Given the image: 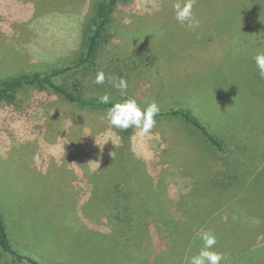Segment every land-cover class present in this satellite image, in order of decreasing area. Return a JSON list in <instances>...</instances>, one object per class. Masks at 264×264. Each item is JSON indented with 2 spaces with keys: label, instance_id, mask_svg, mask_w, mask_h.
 Wrapping results in <instances>:
<instances>
[{
  "label": "rangeland",
  "instance_id": "374dc122",
  "mask_svg": "<svg viewBox=\"0 0 264 264\" xmlns=\"http://www.w3.org/2000/svg\"><path fill=\"white\" fill-rule=\"evenodd\" d=\"M101 1L0 0V80L74 64ZM253 1L196 0L200 27L195 32L175 20L173 0L121 3L95 67L56 77L84 96L109 93L119 101L132 95L143 107L155 101L160 111L189 107L227 142L229 152L213 148L178 117L156 118L150 133L135 129L123 140L121 130L102 119L104 111L78 107L50 91L28 88L15 104L0 103V210L16 248L41 264H124L127 253L145 257L153 248L150 236L138 240L115 231L110 239L121 233L120 245L106 252L102 230L111 225L109 217L113 222L120 201V214L135 209L133 217H147L160 200L154 193L161 190L156 182L162 176L161 199L173 212L175 203L181 208L173 218L194 222L183 234L201 233L195 221L204 219L203 231L216 234L221 264H264V91L251 85L239 61L223 53L235 34H250L251 40L264 34V4ZM244 22H250L249 30ZM194 37L200 44L189 49L186 41L196 42ZM118 58L138 62L124 97L108 80L117 76ZM98 71L105 73L103 84L94 83ZM202 77L227 86L244 115L237 121L221 117L216 104L227 100L206 94ZM144 162L152 164L147 174L156 182L151 185ZM213 179L226 185L222 192L213 188ZM102 194L113 209H106ZM173 234L168 230L163 242ZM8 258L4 253L1 263ZM168 258L161 254L157 263ZM178 259L185 264V256Z\"/></svg>",
  "mask_w": 264,
  "mask_h": 264
},
{
  "label": "trees",
  "instance_id": "16d2710c",
  "mask_svg": "<svg viewBox=\"0 0 264 264\" xmlns=\"http://www.w3.org/2000/svg\"><path fill=\"white\" fill-rule=\"evenodd\" d=\"M131 0H103L99 2L95 8V16L91 22V28L89 29V35L84 40L83 50L79 52V57L74 64L66 65L63 67H56L46 73L40 72H26L21 73L10 79H2L0 80V103L6 104H15L18 100V96L21 92L27 90L28 88L38 89L40 91H50L52 94L56 95L62 100L67 101L73 105H76L81 108H91L95 110L105 111L108 107H110L115 102H119L116 99L111 98L108 104H101L98 102V98L84 96L80 90H73L68 84H59L56 81V77L65 74L69 71L75 70L82 66L95 67V63L97 61L98 56L103 51L102 42L104 41V34L108 27L113 23L114 13L117 7L121 3H127ZM261 1L264 4V0H254V4H257ZM260 5V4H259ZM256 7V5H254ZM254 7H250L249 10H252ZM244 30H249L250 22H244ZM233 33V32H232ZM250 34L247 35H233L230 46L225 47L223 53L227 56H231L235 58L240 64L247 70L250 76L251 85L259 86L262 91H264V79H261L258 74V69L256 68L255 62L253 60V56L256 54V51L264 50V34L259 32L256 35V39H249ZM232 37V36H231ZM194 41L189 42L186 41V46L189 49H194L200 44V40L194 37ZM253 41H260L257 44L253 43ZM258 46L257 50H250L251 46ZM203 46V45H202ZM201 46V47H202ZM193 47V48H190ZM204 47V46H203ZM255 51V52H251ZM120 64L118 65L117 77H124L127 81L132 79L131 75L136 73V69L138 67V62L132 58L126 60H122L118 58ZM213 66V65H212ZM213 68V67H212ZM204 76V75H203ZM205 80V81H204ZM205 89V93H209V96L212 95L216 97H225L227 100V104H216V108L221 115L229 120L237 121L238 115H244L242 112L241 102H239L238 98L232 94V92L225 85H216L211 83V81L205 77L201 78L200 81ZM225 94V95H224ZM134 98L137 103L143 108L140 100L136 96H127ZM206 104H212L211 102L206 101ZM228 105V106H227ZM230 105V106H229ZM221 108V109H220ZM225 110V111H223ZM217 111V112H218ZM178 117L184 120L187 124L191 125L195 129L201 132V134L205 137V139L209 142V144L221 151V152H229V146L226 141L212 134L208 127L197 117L194 115L193 111L189 107L180 106L177 108H170L166 111H160L159 114L155 117ZM238 122H236L237 125ZM135 128H129L127 130H121L122 139L125 140L133 135ZM213 155V154H206ZM234 161H238L239 158L235 152L230 154ZM148 165V166H147ZM152 164H147L144 162L143 164V172L145 173V177H148L147 168L151 167ZM163 177L160 176L159 181L156 182L155 178L149 177L148 182L150 185L154 182L159 184L161 190L159 193H154L155 196H159L160 200L155 202L153 206L148 209L147 217L142 213L141 217H133L132 212H139L133 209L130 214L122 215L120 214V210L122 207V201H120V205L118 208L117 214H114L113 222L110 218V223L112 227L117 226L116 229L111 228V225L106 223L104 225L106 232V238L103 239L100 236H97L98 239H103L101 242L102 247L106 249V252L114 249L113 247H117L120 245L118 242V238L121 233H125L129 235L131 238H137L140 240V236L151 237V241L153 243L152 250L145 256H136L134 257L131 253H127L128 257L127 261L124 260V264H159L157 263V257L162 255L169 256L168 260L162 262V264H182L179 261L178 257L181 254L185 256L186 262L185 264H189V258L192 255H195L198 252V248L202 246L200 243L199 234H190L186 236V233H189L193 230L192 226L194 222L190 223L187 220H182L179 217H174V214H179L180 207H176L174 212L172 210L170 202H167L164 199H161L165 193L164 185H162ZM212 181L213 188L215 185V190H219L222 192V189L225 184H221L220 180ZM218 189L216 186H218ZM150 187V186H149ZM209 191V188L206 189ZM102 201L106 204V209H113L114 204H110L106 201V196L102 194ZM132 209V206L129 205ZM141 212V211H140ZM151 218V220H150ZM196 229L202 231L205 228V220L199 219V222L195 221ZM100 230V229H96ZM120 230V234L110 239V235ZM168 230L174 232V234L170 237H165L166 240L163 242L164 234L167 233ZM183 232L185 234H183ZM200 246V247H199ZM6 254L9 257V261L6 264H41L35 257L29 254L23 253L20 249L16 248L12 242L8 226L6 223L5 216L3 212L0 210V264L1 258L3 254ZM150 257V259H148Z\"/></svg>",
  "mask_w": 264,
  "mask_h": 264
},
{
  "label": "clouds",
  "instance_id": "9594fccd",
  "mask_svg": "<svg viewBox=\"0 0 264 264\" xmlns=\"http://www.w3.org/2000/svg\"><path fill=\"white\" fill-rule=\"evenodd\" d=\"M195 3L196 0H173L172 3L175 20L193 32L200 27V20L193 12ZM253 60L260 78L264 79V50L258 49L253 56ZM105 78V73L98 71L94 83L103 84ZM108 80L112 87L120 92L122 97L126 96L128 81L124 77L110 75ZM91 95L96 94L91 93ZM110 100L111 96L109 93L98 96V102L101 104H108ZM159 112L160 108L155 101L147 103L146 107L142 108L134 98L128 97L115 102L105 109L102 119L106 120L114 128L120 130L135 128L140 131L141 135H145L150 133L155 126V117ZM90 162L97 161H89L88 163ZM97 166L99 167V164ZM199 239L202 241V246L195 255L189 258V264H221V261L224 259L223 254L214 249V245L217 242L216 234L211 231H203L199 234Z\"/></svg>",
  "mask_w": 264,
  "mask_h": 264
}]
</instances>
